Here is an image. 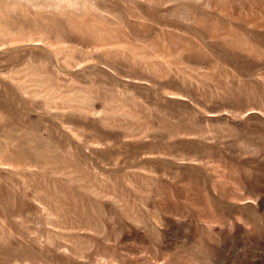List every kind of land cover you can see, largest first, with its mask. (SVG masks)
<instances>
[{
	"label": "rangeland",
	"instance_id": "obj_1",
	"mask_svg": "<svg viewBox=\"0 0 264 264\" xmlns=\"http://www.w3.org/2000/svg\"><path fill=\"white\" fill-rule=\"evenodd\" d=\"M0 0V264H264V0Z\"/></svg>",
	"mask_w": 264,
	"mask_h": 264
},
{
	"label": "clouds",
	"instance_id": "obj_2",
	"mask_svg": "<svg viewBox=\"0 0 264 264\" xmlns=\"http://www.w3.org/2000/svg\"><path fill=\"white\" fill-rule=\"evenodd\" d=\"M54 10L58 13L73 10L78 11L79 5L77 4V0H57Z\"/></svg>",
	"mask_w": 264,
	"mask_h": 264
}]
</instances>
